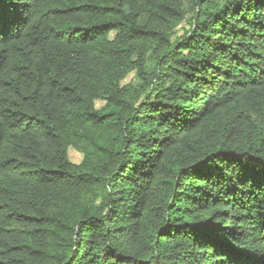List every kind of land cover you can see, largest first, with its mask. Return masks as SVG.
<instances>
[{"label":"trees","instance_id":"trees-1","mask_svg":"<svg viewBox=\"0 0 264 264\" xmlns=\"http://www.w3.org/2000/svg\"><path fill=\"white\" fill-rule=\"evenodd\" d=\"M0 264H264V0H0Z\"/></svg>","mask_w":264,"mask_h":264},{"label":"rangeland","instance_id":"rangeland-1","mask_svg":"<svg viewBox=\"0 0 264 264\" xmlns=\"http://www.w3.org/2000/svg\"><path fill=\"white\" fill-rule=\"evenodd\" d=\"M189 21H190V14H188L186 20L178 27V29H177L178 35H181L187 29V27H189ZM126 82H132V83L137 84L138 80L133 75V73H131L123 81V83H126ZM101 105H102V103H100V102H97V104H96L97 107H100ZM68 158L71 162L77 164L81 161L82 155L79 152H77L76 150H74L73 148H69L68 149Z\"/></svg>","mask_w":264,"mask_h":264}]
</instances>
